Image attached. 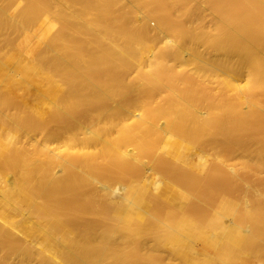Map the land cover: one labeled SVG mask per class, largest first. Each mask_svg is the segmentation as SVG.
I'll list each match as a JSON object with an SVG mask.
<instances>
[{"label": "bare ground", "instance_id": "1", "mask_svg": "<svg viewBox=\"0 0 264 264\" xmlns=\"http://www.w3.org/2000/svg\"><path fill=\"white\" fill-rule=\"evenodd\" d=\"M0 264H264V0H0Z\"/></svg>", "mask_w": 264, "mask_h": 264}, {"label": "rangeland", "instance_id": "2", "mask_svg": "<svg viewBox=\"0 0 264 264\" xmlns=\"http://www.w3.org/2000/svg\"><path fill=\"white\" fill-rule=\"evenodd\" d=\"M240 204V200H236L235 202V206L239 205Z\"/></svg>", "mask_w": 264, "mask_h": 264}]
</instances>
